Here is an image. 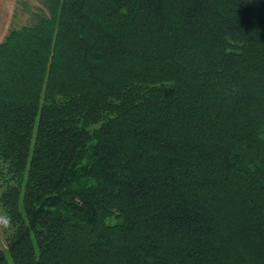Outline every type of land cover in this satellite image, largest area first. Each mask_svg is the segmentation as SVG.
I'll list each match as a JSON object with an SVG mask.
<instances>
[{
    "label": "trees",
    "instance_id": "trees-1",
    "mask_svg": "<svg viewBox=\"0 0 264 264\" xmlns=\"http://www.w3.org/2000/svg\"><path fill=\"white\" fill-rule=\"evenodd\" d=\"M0 42V264H264V0H46Z\"/></svg>",
    "mask_w": 264,
    "mask_h": 264
},
{
    "label": "rangeland",
    "instance_id": "rangeland-1",
    "mask_svg": "<svg viewBox=\"0 0 264 264\" xmlns=\"http://www.w3.org/2000/svg\"><path fill=\"white\" fill-rule=\"evenodd\" d=\"M47 13L48 7L46 0H22L12 16V27L19 28L22 25L34 23L38 16ZM1 190L0 181V192ZM10 231L11 228L7 217L0 206V250H6V237Z\"/></svg>",
    "mask_w": 264,
    "mask_h": 264
},
{
    "label": "crops",
    "instance_id": "crops-1",
    "mask_svg": "<svg viewBox=\"0 0 264 264\" xmlns=\"http://www.w3.org/2000/svg\"><path fill=\"white\" fill-rule=\"evenodd\" d=\"M22 0H0V42L12 27V16Z\"/></svg>",
    "mask_w": 264,
    "mask_h": 264
}]
</instances>
